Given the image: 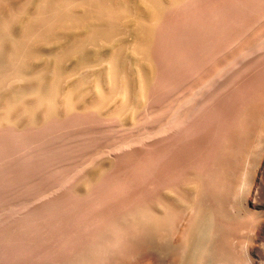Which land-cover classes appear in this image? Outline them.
<instances>
[{"label": "bare ground", "instance_id": "6f19581e", "mask_svg": "<svg viewBox=\"0 0 264 264\" xmlns=\"http://www.w3.org/2000/svg\"><path fill=\"white\" fill-rule=\"evenodd\" d=\"M77 110L117 134L81 136L53 186L37 166L64 157L22 155L0 190L30 238L75 197L48 264H264V0H0V129Z\"/></svg>", "mask_w": 264, "mask_h": 264}, {"label": "rangeland", "instance_id": "374dc122", "mask_svg": "<svg viewBox=\"0 0 264 264\" xmlns=\"http://www.w3.org/2000/svg\"><path fill=\"white\" fill-rule=\"evenodd\" d=\"M77 113L78 114L82 113V114L78 115ZM84 114H85V112H82V111H80V112H78V110L76 112L72 111V113H69V115H68L69 117L66 116V118L64 119V121L61 124L51 123V124H49L50 126L47 125L41 129L40 128L37 129L35 127H26V126L19 132L13 131L11 129H0V138H2V139H0V149H2V150H0V190H2V189L8 190L9 187L13 184V182H14V168L16 166H22L21 167V170H22L21 171V178H23V181L25 182V184H27V182L29 181V175H30L28 171L31 169L32 166H30L28 163L23 162L22 157L27 155V154H33L36 152H37V154H40V153L50 154L51 153L54 155H60V156L64 157V160L59 159L61 161L56 162L54 165L53 164L52 165L39 164L37 166V169H39L38 170L39 175H38L37 184H39V185L44 184V186H50L51 184H52L51 186H53L55 184H58L60 181H62V178L64 176L63 173L65 174L66 173L65 171H68L69 169L73 168L74 165L76 164L78 151H83V148L78 147L77 143L80 140H82V137L84 134H86V135H84L83 140L85 139V137H86L85 140H89V138L93 139L96 136L102 135L104 137H107V136H111V134L113 135V133H115L110 127H109L110 129L107 130L108 126L111 123L115 122L114 119L105 118L103 115H102L103 118L100 116L96 117V116H93V113H92V116L88 115L91 113H86L85 115ZM104 126L106 129H103ZM94 127H96V128H94ZM111 131H113V132H111ZM109 132H110V134H109ZM87 133H88V135H87ZM115 134H117V132ZM72 138L74 141L72 140ZM69 142H70V144H69ZM66 144H67V146H65ZM32 145H34V146H32ZM68 146H69V148H68ZM64 147H65V149H64ZM20 148H22V150ZM17 149H19V151H17ZM35 149H36V152H35ZM70 151H71V153H70ZM71 157H73V158H71ZM71 159H72V161H71ZM17 164H19V165H17ZM27 164H28V166H27ZM25 166H27V167H25ZM53 166H55V167H53ZM3 170H4V172H3ZM58 172H59V174H58ZM2 197L5 199L6 204H4V205L0 204V222H2V223H0V251H1L0 252V264H31L32 262H35V260H37L38 258H39V260H40V258H41V260H43V257H41L42 253H39V252H41L44 249H45V252H47V251L50 252V249H54L53 248L54 246H55L56 250L54 251L53 255L55 256L54 258L56 260H58V258L61 259V256H64L62 254L63 252L65 255H66V253H68V252L65 253V251H67L66 249H68V248L65 249L64 247H66V246L68 247L71 245V244L67 245V241L69 239L68 236L75 233L76 222H77L76 213H75L76 208H75V197L74 196H71V197L64 199L63 203L65 204V207H66L64 210V215L66 216L67 220H65V222H64L66 226H64V224H62V226H61V227H63L62 230H60L61 228L60 229L55 228L54 223L52 221H50L47 225L48 229L46 228L47 230H44V232L41 233V236H39V235L35 236L38 239H40V237L42 239H40V241H38V239H37V241L34 240L35 242H33V240H32L35 237L30 238V237L26 236L29 234L27 229H24L22 227L19 230V233H18V234H20L19 237H21V238L24 237L25 239L27 237L26 240L30 239L29 241H32V242H30L29 247L27 246L28 244H26L28 241H26V243L24 242L21 244V242L23 240H25L24 238H22L23 240H21V238H20L21 242L15 241L16 243L13 244V238L17 232L13 230V226H12L11 221H10V219L13 218L12 212H10L11 210H13L12 206H11L12 202H9L12 200V198H11L10 194H7V195L5 194ZM65 229H66V231H65ZM49 231H50V234H48ZM64 232H65L67 238H66ZM18 234H16V235H18ZM65 238H66V240H65ZM37 242L40 243V245L38 244L39 246L35 245V243L37 244ZM32 243H34V245ZM69 243H72V245H73V242H71L70 240H69L68 244ZM25 244H26V246H24ZM43 245H45V246L42 247ZM57 247L59 249L63 248V251H61V249L60 250L57 249ZM57 251H58V253L60 251L61 252L59 254L58 253L56 254ZM69 251H72V247H71V250H69ZM52 252H50V254L48 256L46 255V253L43 252V256L48 257V258L46 257L44 259L45 261L44 260L41 261V262H43V264L45 262L46 263L47 262L52 263V261H51L52 259H51V257H49L50 255H52L51 254ZM35 254H36V256H35ZM49 258L51 260H48ZM39 260H37L36 262H38ZM40 263L38 262L37 264H40ZM34 264H36V263H34ZM54 264H56V263H54ZM58 264H59V262H58Z\"/></svg>", "mask_w": 264, "mask_h": 264}]
</instances>
